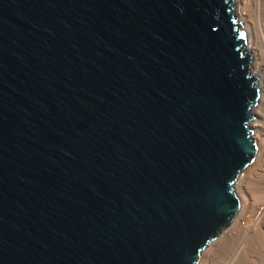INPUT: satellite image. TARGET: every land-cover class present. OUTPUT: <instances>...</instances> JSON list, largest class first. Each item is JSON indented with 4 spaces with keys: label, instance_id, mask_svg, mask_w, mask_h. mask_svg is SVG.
I'll return each instance as SVG.
<instances>
[{
    "label": "water",
    "instance_id": "water-1",
    "mask_svg": "<svg viewBox=\"0 0 264 264\" xmlns=\"http://www.w3.org/2000/svg\"><path fill=\"white\" fill-rule=\"evenodd\" d=\"M232 2L0 0V264H197L258 149Z\"/></svg>",
    "mask_w": 264,
    "mask_h": 264
},
{
    "label": "bare ground",
    "instance_id": "bare-ground-1",
    "mask_svg": "<svg viewBox=\"0 0 264 264\" xmlns=\"http://www.w3.org/2000/svg\"><path fill=\"white\" fill-rule=\"evenodd\" d=\"M232 7H233V12H234V15L236 17L237 22H239L240 26L247 33L246 34V49L248 50V53L250 55L249 72H250L251 75H253L256 78V83H257V86H258V89H259V96H258L256 105H254L251 108V112H252L254 118L250 121V125H251V127L254 128V129L252 128L253 129V136H254V138L256 136H259L260 141L262 143V142H264V0H233ZM261 89H262V91H261ZM255 132H256V135H255ZM257 146H258V142H257ZM259 154H260V148L258 146L257 155H256L255 159L251 163H253L254 161H255V163L257 162ZM248 167L249 166H247L243 171H241L239 173V175L237 176V179H236L237 181H235V183L233 185L234 187H236L238 189V191H242L243 193L245 192V190L243 191V189L245 188V183H246L247 177H248ZM257 169H260V168H257ZM250 177H252V176H250ZM248 192H249V190H248ZM243 195L246 196V193L243 194ZM263 198H264V196L262 197V200L261 201H263ZM244 199L246 200L247 199V196ZM246 202L249 203V201H246ZM261 203H263V202H261ZM245 204H247V203H245ZM245 207L246 206L243 205L242 201L240 200V208H239V211L235 215V217L233 218L231 224H229V226H227L226 228H224L221 231V233L216 238H214L213 240H211L208 243V245L212 242L210 244L211 246H214V247L215 246H219L220 244H222L223 241L230 240L231 238H233L234 235H235V233H238L237 236H239V237L242 236L244 238L247 234L249 235V233H251L253 231L251 228L254 225L252 227H250L251 226L250 225V226H247L249 228L246 227L247 228L246 231H245V229H243L244 230V232L242 233L243 235L242 234L240 235V232L239 231L241 229L236 227L237 226V223H238V218L240 217V214H243L242 210ZM252 216H253V214H252ZM254 216L255 217L257 216V220H259V223L264 219L263 218V216H264V204L260 208L258 206V209H257L256 214ZM261 218H263V219L261 220ZM251 220H252V218H251ZM253 221H254V218H253ZM259 223H258V225H260ZM262 228H264V223L262 224ZM238 229H240V230H238ZM241 240H240V242H241ZM242 246L244 247V245H241L240 247L242 248ZM206 247L203 249V251L201 253V256L204 255V253H207V251H205V250H207ZM219 247H221V246H219ZM240 247L238 245V248H240ZM213 249H215V248H213ZM239 251L236 254L232 255V256L231 255L229 257L227 256V258H225L224 261L223 262L221 261V262L223 264H245L246 263V260H245L246 258L244 256H242V254H239ZM243 251L245 252V247H244V250ZM243 251L241 250L240 252L243 253ZM243 255H244V253H243ZM248 257H250V256H248ZM219 258H220V256H219ZM208 260H209V258H206V261L207 262H208ZM206 261H204V263ZM211 261H213V260H211ZM204 263H202V264H204ZM208 264H210V263H208Z\"/></svg>",
    "mask_w": 264,
    "mask_h": 264
},
{
    "label": "rangeland",
    "instance_id": "rangeland-1",
    "mask_svg": "<svg viewBox=\"0 0 264 264\" xmlns=\"http://www.w3.org/2000/svg\"><path fill=\"white\" fill-rule=\"evenodd\" d=\"M246 32V31H245ZM247 34V33H246ZM259 84V83H258ZM261 87V86H260ZM262 91V89H261ZM251 127V125H250ZM253 128V127H251ZM254 129V128H253ZM256 135V132H255ZM256 141L258 142V146L260 148V154L258 156V160L255 163V161L251 164H249L248 166V177H247V181L245 183V188L243 189V191L245 190V192L243 193L242 191H238V189L236 187H234V191L236 193V195L238 196V198L242 201L243 205H245L246 207L243 208L242 212L243 214H240V217L238 218V223H237V228H240L238 230H240V235L244 232L243 229L249 228L247 226L253 227L251 228L253 231L251 233H249V235L247 234L244 238L242 236H237L238 233H235V236L233 238H231L230 240H226L223 241L222 244H220L219 246H211L210 243L205 251H207V253H204V255L200 256L201 258L199 259V261L197 262V264H202L204 263V261H206V258H209L208 262L206 261L204 264H223L222 262L224 261L225 258H227V256L229 257L230 255H234L236 254L239 250L243 251L244 247H245V252L243 251L244 255L242 252L239 251V254H242V256H244L246 259V263L245 264H264V228H262V224L264 223V216L263 218H261V222L259 223V220H257V216L255 217L254 215L256 214V211L259 208L263 206L264 204V198L263 201L262 197L264 196V142L261 143L259 136L255 137ZM260 157V158H259ZM255 166V167H254ZM263 167V168H262ZM250 168V169H249ZM260 168V169H257ZM258 172V173H257ZM252 173V174H251ZM256 173V174H255ZM252 176V177H250ZM237 179V178H236ZM237 181V180H235ZM235 183V182H234ZM234 185V184H233ZM260 188V189H259ZM247 189V190H246ZM249 190V192H248ZM257 191V192H256ZM242 192V193H241ZM260 192V193H259ZM246 193L247 199L245 200L244 198L246 196H244L243 194ZM257 197H256V196ZM242 197V198H241ZM256 198V199H255ZM252 199V200H251ZM245 201V202H244ZM246 201H249L246 202ZM263 202V203H261ZM247 203V204H245ZM256 203V204H255ZM255 204V205H254ZM261 206H260V205ZM257 207V208H256ZM256 210H255V209ZM255 211V212H254ZM241 212V213H242ZM253 212V213H252ZM253 214V216H252ZM251 216V217H250ZM243 218V219H242ZM246 218V219H245ZM252 218V220H251ZM254 218V221H253ZM248 221V222H247ZM256 221V222H255ZM254 222V223H253ZM247 223V224H246ZM258 223L260 225H258ZM244 226V227H243ZM247 227V228H246ZM256 230H255V229ZM243 235V234H242ZM260 235V236H259ZM249 236V237H248ZM253 236V237H252ZM243 239H242V238ZM242 240H241V239ZM237 239V240H236ZM241 240V242H240ZM233 241V242H232ZM244 243H243V242ZM248 244H246V243ZM230 243V244H229ZM241 245H244V247L242 246V248H238ZM253 244V245H252ZM230 245V246H229ZM247 245V246H246ZM237 246V247H236ZM209 247V248H208ZM217 247V248H216ZM215 248V249H213ZM236 248V249H235ZM256 248V249H255ZM209 249V250H208ZM211 249V250H210ZM213 250V251H212ZM211 251V252H210ZM219 251V252H218ZM234 253H233V252ZM251 251V252H250ZM230 252V253H229ZM202 253V252H201ZM216 253V254H215ZM207 255V256H206ZM213 255V256H212ZM259 255V256H258ZM210 256V257H209ZM216 256V257H215ZM220 256V258H219ZM250 256V257H248ZM223 259V260H222ZM213 260V261H211ZM253 260V261H252ZM260 260V261H259ZM262 260V261H261ZM222 261V262H221ZM256 261V262H255ZM212 262V263H211ZM217 262V263H216Z\"/></svg>",
    "mask_w": 264,
    "mask_h": 264
}]
</instances>
